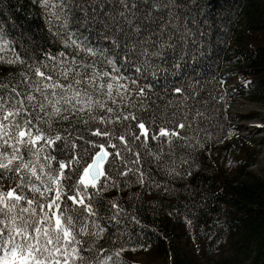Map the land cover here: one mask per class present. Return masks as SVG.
Returning a JSON list of instances; mask_svg holds the SVG:
<instances>
[{"label":"trees","instance_id":"trees-1","mask_svg":"<svg viewBox=\"0 0 264 264\" xmlns=\"http://www.w3.org/2000/svg\"><path fill=\"white\" fill-rule=\"evenodd\" d=\"M55 2L58 0H50ZM81 2L91 13L89 0H77ZM135 2L137 7L130 10L135 13L130 16L133 27H126L127 35L122 36L111 25L102 26L104 16L84 21L85 12L74 5L61 15L59 9L46 8L42 0H0V84L7 85L9 91L12 87L27 90L25 76L34 84L37 77L33 68L51 72L54 62L49 56L60 58V52L72 53L74 50L63 43L68 32L88 38L93 47L106 49V55L117 60L119 74L125 78L120 83L128 87L122 100L115 97L116 103L99 94L93 96L114 108L113 113L97 105L90 110L62 111L57 116L36 110L43 117L34 121L37 126L51 138L63 137L55 145L45 146L38 161L25 153L26 160L37 163L38 174L43 164L44 173L55 176L58 162L68 163L74 156L80 158V165L73 162L72 169L90 163L88 157L94 151H86L90 148L86 141L103 143L109 153H120L118 157L109 155L102 165L106 178L101 177L97 188L84 193L94 216L67 202L66 215L77 221V229L85 225L87 229L77 237L85 241L86 250L82 252L85 259L76 264H105L108 256L112 259L106 264H129L124 255L135 250L162 255L166 258L163 264H202L174 245L173 237L181 229L206 239L209 248L228 244L236 264H264V174L247 171L256 153L231 160L221 158L220 153V147L236 132L231 133V123L241 117L240 113L229 115L233 98L264 100V0ZM101 10L110 15L124 9L118 0H108L102 9L97 7L98 12ZM53 11L61 15V20L67 16V29L52 16ZM106 33L108 39L104 38ZM111 40L123 49L113 48ZM17 56L24 63H10ZM95 59L98 69L102 66L110 70L102 57ZM234 77L237 82L232 84ZM140 88L143 95L137 94ZM177 88L182 91L176 92ZM130 113L149 128L147 142L143 137L134 138L140 134L136 121L121 120L113 125L99 121L101 116L115 120ZM180 123L185 127L177 128ZM97 127H108L115 136L110 140L93 136ZM161 127L177 130L179 136L153 140L152 134ZM121 135L126 145L116 139ZM168 139L170 143L163 142ZM217 156L220 159L214 162ZM64 171L70 175L64 182L67 191L76 175L70 169ZM0 172V191L20 184L13 170ZM21 175L27 181L30 174ZM43 178L47 183V176ZM31 179L43 190L39 181ZM23 194L39 196L28 188ZM21 206H26L23 201Z\"/></svg>","mask_w":264,"mask_h":264},{"label":"snow or ice","instance_id":"snow-or-ice-1","mask_svg":"<svg viewBox=\"0 0 264 264\" xmlns=\"http://www.w3.org/2000/svg\"><path fill=\"white\" fill-rule=\"evenodd\" d=\"M42 2L46 8L51 6L53 9H59L61 15L64 14L66 8L74 5L85 12L84 21L89 19L95 21L98 16H104L102 26L108 28L111 25L122 36L127 35L126 27H133V20L130 19V16L134 17L135 13L130 10L137 7L135 0H118L124 10L113 11V14L105 15L103 10L98 12L97 7L100 6L102 9L108 0H89L92 4L91 13L83 7L82 2L77 3V0H58L55 3H50V0H42ZM61 15L55 11L52 12V16L57 21H61L62 27L67 29L69 19L65 15L61 20ZM136 31L138 32L139 29L137 28ZM67 35L68 39L63 41L64 46L72 48L74 51L70 54L60 52V58L49 56V59L54 62L51 72L42 71L39 67L33 68L32 71L37 79L33 84L29 82V77H24V82L28 85L27 90L17 91L15 87H12L9 91L7 85L0 84V89L5 90L4 93H0V170H13L21 181L20 184L6 192L0 191V217H3L0 219V250L3 251V254L0 255V264H76L77 261H83L85 257L82 252L86 250L84 248L85 241L77 237L86 233V225L79 229L76 228L77 221L73 216L66 215L67 202L71 201L77 209L82 207L90 216H94L95 212L91 205L85 202L84 193H87L89 188H97V182L101 177L106 178L102 165L109 155L117 157L120 155L119 152L109 153L103 143L86 141L90 145L86 151L89 153L94 151V155L90 154L88 157L91 162H86L76 169H72V164L74 162L80 165L78 157L74 156L68 163L58 162L59 169L55 176L51 175V172L44 173L45 166L43 164L39 165L38 174L37 163L25 159V153H31L38 161L39 154L45 146L51 147L55 145L56 141L63 140L60 135H56L54 138L49 137L37 126L34 121L43 119L36 114L37 109L45 115L57 116L62 111L69 113L84 111L85 108L90 110L93 105H97L106 113H113L115 109L108 106L99 97H105L116 103L115 97L119 96L122 100L128 91L127 84L120 83L125 78L119 74L117 60L109 58L106 55V49L93 47L88 38L81 37L76 33L68 32ZM104 38L108 39L107 33ZM110 43L113 48L123 49L124 47L116 40H111ZM115 55L118 56L119 53ZM96 57H102L103 64H107L110 70H103L102 66L98 69L99 61L95 59ZM126 59L127 56H125ZM16 62L24 63L19 56L15 61H10V63ZM181 91L180 88L176 89L178 93ZM34 93H38L41 99L38 100ZM143 93L144 89L140 88L137 94L143 95ZM95 94H99V97L94 100ZM69 105L71 107H68ZM77 105H81V107L77 108ZM49 108H51V113L48 112ZM197 115L200 114L197 113ZM63 118L67 119L68 117L64 115ZM121 120L136 121L135 127L140 130V134L134 138L140 140L143 137L147 142L149 128L136 115L130 113L122 117L116 116L115 120L105 116L99 118L100 123L105 125H113ZM184 127L183 123L177 125V128ZM91 134L108 138V140L115 136V133L108 127H97ZM172 136L178 137L179 132L161 127L157 133L152 134L151 138L157 140L161 137L170 138ZM116 139L127 144L123 135L117 136ZM163 142L170 143L171 140ZM109 147L116 148V145L109 144ZM136 156L138 163L139 153ZM44 159L55 158L44 157ZM65 169L72 170L76 175L75 182L68 185L67 191L64 182L70 179V175L65 174ZM21 173L30 174L29 179L26 181ZM121 174L127 175L126 172ZM44 176H47V183ZM2 177L3 172H0V179ZM31 178L39 181L40 185H43V190ZM24 188H28L30 193L39 194V196L29 198L23 194ZM69 192L72 194L69 195ZM41 200L44 202L42 203ZM21 201L26 206L22 207ZM62 203L64 207H62ZM112 206L118 208L115 204ZM17 209H19V214H17ZM101 231L103 230L101 229ZM115 255L118 257L119 252ZM111 259V256L106 257V261Z\"/></svg>","mask_w":264,"mask_h":264},{"label":"rangeland","instance_id":"rangeland-1","mask_svg":"<svg viewBox=\"0 0 264 264\" xmlns=\"http://www.w3.org/2000/svg\"><path fill=\"white\" fill-rule=\"evenodd\" d=\"M231 82L232 84L237 82L235 77ZM233 99L229 115L240 113L241 117L231 123V133L236 132L220 147L221 158L226 160L242 156L249 158L254 152L255 159L249 164L247 171L261 176L264 174V100L248 99L244 96H236ZM219 159L217 156L214 162H218ZM205 240L189 229L185 231L181 229L173 237V243L178 249L193 256L202 264H236L237 259L231 256L228 244L209 248ZM124 258L129 264H163L166 261L164 256L144 250L127 252Z\"/></svg>","mask_w":264,"mask_h":264},{"label":"bare ground","instance_id":"bare-ground-1","mask_svg":"<svg viewBox=\"0 0 264 264\" xmlns=\"http://www.w3.org/2000/svg\"><path fill=\"white\" fill-rule=\"evenodd\" d=\"M231 112V111H230Z\"/></svg>","mask_w":264,"mask_h":264},{"label":"water","instance_id":"water-1","mask_svg":"<svg viewBox=\"0 0 264 264\" xmlns=\"http://www.w3.org/2000/svg\"><path fill=\"white\" fill-rule=\"evenodd\" d=\"M91 162V161H90Z\"/></svg>","mask_w":264,"mask_h":264}]
</instances>
